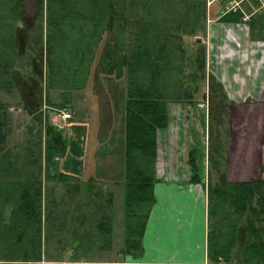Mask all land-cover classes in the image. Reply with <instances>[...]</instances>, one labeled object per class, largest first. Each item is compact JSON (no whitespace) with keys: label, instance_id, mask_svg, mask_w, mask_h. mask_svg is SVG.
<instances>
[{"label":"rangeland","instance_id":"374dc122","mask_svg":"<svg viewBox=\"0 0 264 264\" xmlns=\"http://www.w3.org/2000/svg\"><path fill=\"white\" fill-rule=\"evenodd\" d=\"M2 1H6L9 9L12 8L9 0ZM166 1L169 5L162 3L161 17L165 16L166 12H169L167 15H174L176 18L183 13L185 7L183 0H161V2ZM206 1L205 15L207 16L202 25L205 24L206 28H210L213 24L223 26L220 24V16L227 5L223 1L209 5V0ZM57 2L58 0H21L18 12L22 13L23 18H14L10 14V19H2V23L7 27L3 29L6 35L15 34L16 30L26 28L24 23L30 26L26 30H21L25 36H18L16 40L14 38V42H9L8 47L5 43L3 46L0 44V47L7 52L2 50V56L7 54V58L9 55L17 56L16 52L18 53L21 48L26 53L25 58L18 57L14 63L15 71L10 85L12 90L0 89V102L7 104L11 126V135L7 143L18 150L21 149L23 145L25 146L26 139L30 138V133L36 134L39 127L37 120L44 123L41 126L44 132L42 149L37 151L39 166L30 170L35 174L41 173L38 183L42 184L44 189V206L48 216L43 223L42 264H120L118 262L127 258L122 253L125 245V200L123 176H120V173L122 175L124 173V109L127 80L126 78L118 79L115 74H111L107 66L111 61L108 60L110 61L108 62L105 58L109 50L115 48L118 42L128 43L133 38L135 22L131 25L128 22L130 19L135 21L139 18L140 5L139 1L126 2L129 5L124 12V18L128 21L126 25L130 26L127 31H122L118 25L119 21H116L119 16V6L111 4L112 10L106 14L105 21L114 17L115 19L108 24L105 22L100 27L104 29L101 32L100 28L96 31L97 21H91L88 18L93 11L94 14L96 13L95 4H98V1L96 0L93 4L91 0H73L69 4L70 18L68 17L61 27L50 31V27L53 28L54 19L49 18V11L56 8ZM12 3L14 5L16 2L12 1ZM262 8L249 7V4L245 6L247 13L255 14L261 12ZM4 9L8 10L5 7ZM245 23H242L244 25L242 27L247 28ZM124 25L125 20L122 26ZM197 32L195 36H185L183 39L182 46L185 47V58H187L184 77L196 71L197 67L193 64L197 59V50L200 45H204V42L207 45L209 42L207 32L206 34L202 30ZM27 33L30 34L28 37ZM40 35L43 36L41 43L36 45ZM50 35L53 36L52 44L56 49L53 55L49 52ZM91 39L93 51L81 56L78 51L83 53ZM127 49H131L130 45ZM60 50L62 55L58 59ZM83 56L85 60L80 63V58ZM31 57L35 61L32 62ZM56 64L60 67L62 77L65 76L64 78L68 81L66 84L59 81L60 75H58ZM172 75L176 79L180 78L182 73L178 71ZM60 79H62L61 76ZM187 81L190 82L191 88H194L196 83H192L190 77ZM204 90H207L206 87L200 91L203 93ZM202 93L198 95L200 103L204 99ZM66 97L71 104L66 103ZM180 107L178 103L170 106V116L175 122L173 131L177 129L176 121L179 118ZM62 113H70L71 118L64 119ZM186 117L184 132L191 134V146H196L198 149L200 147V151L204 153L206 150L207 160L209 148L207 151L205 147L207 131L203 122H197V116L191 114ZM80 118L88 121L91 127L85 167L84 142L81 150L76 154L69 148L73 140L69 135L68 125L71 121ZM48 131L50 138H57V134L62 138L58 141L60 153L57 151L53 153L54 161L50 165L45 161ZM214 159L213 155L212 161ZM63 172L72 174L79 172L83 176H77L80 178L79 182L75 179H59L58 176ZM112 172L116 173V185L109 179ZM102 182L103 186H101ZM217 183L220 182L217 181L212 186ZM113 186L117 189L115 190ZM260 195L257 196L258 203L254 200L246 215L240 220L237 246L233 249L235 259L243 241L249 239L253 244L261 245L258 232L261 234L262 229L257 227L263 226L264 223L254 222L253 219L264 211V208L259 206L260 197L261 202H264V195ZM12 208V205H8L4 210L6 221L11 216ZM103 216L111 217L112 223L108 227L106 225L110 230L107 233L108 236H102L97 228V222Z\"/></svg>","mask_w":264,"mask_h":264},{"label":"trees","instance_id":"16d2710c","mask_svg":"<svg viewBox=\"0 0 264 264\" xmlns=\"http://www.w3.org/2000/svg\"><path fill=\"white\" fill-rule=\"evenodd\" d=\"M12 1L16 3L13 5ZM91 1L95 4L96 0ZM97 1L96 13L94 14L93 11L88 17L91 21H97L96 31L105 22L108 24L114 21L115 17L105 21L106 14L112 10L111 4L119 6L117 17L120 18L116 21H119L118 25L122 31H127L135 22L133 38L128 43L118 42L115 48L109 50L105 59L111 61H108L109 65L107 64L111 74H115L118 79L126 78L127 80L122 177L125 200V245L122 253L125 256L139 258L143 254V234L156 201L154 187L158 181V132L169 125L171 103H191L193 88L187 81L188 77L191 82L198 77H204L205 47L200 46L197 50L195 61L197 70L190 76L184 77L187 58H185V47L182 45L185 36H195L198 30L205 31L206 27L205 24L202 25V22L206 21L207 1L183 0L185 5L183 13L176 18L174 15H167L169 12L161 17L163 14L160 12L161 5L162 3L169 5L167 1L127 0L139 1L140 5L139 18L135 21L130 19L129 22L124 18V12L129 5L126 4L127 1ZM9 2L12 4L10 9L6 1L0 0V44L3 46L5 43L6 47L9 42H14V38L16 40L18 36L24 35L21 30L30 27L28 23H24L26 28L16 30L15 34L6 35L3 32V29H7L2 23L3 18L10 19L11 15L14 18L22 17V13L18 12L21 0H9ZM72 2L73 0H58L56 8L49 11V18L54 19L53 28L50 27V31L61 27L68 17L70 18L69 4ZM253 3L257 8H262L259 2L253 1ZM155 5L158 7L155 8ZM245 13L229 12L221 15L220 19L246 22L253 37L264 39V7L258 14L247 13L250 15L247 21L244 20ZM203 14L204 17H202ZM123 20H125L124 26H122ZM127 22L130 25H126ZM100 29L103 32L104 29ZM28 35L30 34L27 33V37ZM42 37L41 35L38 37L36 45L41 43ZM52 40L53 36L50 35L49 52L53 55L56 49ZM91 41L92 39L86 44L83 53L78 51L81 56L93 51ZM129 45L131 49H127ZM2 50L4 49L0 47V89L10 91L15 71L14 63L18 57L25 58L26 53L21 48L18 53L16 52L17 56L9 55L7 58V54L2 56ZM58 53L60 55L57 57L60 59L62 51ZM84 56L80 58V63L85 60ZM30 60L33 62L34 58L31 57ZM56 65L58 75L62 78L60 79L59 76V81L66 84L68 81L64 78L65 76L62 77L60 67ZM178 71L182 75L174 79L172 74ZM65 101L71 104L67 97ZM37 123L39 124L36 130L37 135H32L33 132H31L25 146L23 145L19 150L9 146L7 142L11 135V126L8 107L6 103L0 102V264H42L43 262V223L48 219L44 206L45 193L42 184L38 183L41 173L35 174L30 171L39 166L37 151L42 149L43 144L44 132L41 126L44 123L38 120ZM47 133L45 161L50 165L54 161L53 153L56 151L60 153L58 141L62 138L55 133L57 138L54 134L55 139H53L50 138V132ZM39 156H42L41 152ZM189 163L192 169V181H197L198 166L196 156L192 152ZM58 177L62 180L80 181L78 177L65 174ZM263 188L264 183L261 182H230L225 179L211 186L208 203V255L213 263H229L238 260L245 264H256L259 261L262 250L258 243L253 244L249 239L243 241L236 259L233 257V249L237 246L240 220L246 215L254 200L258 203L257 196L264 195ZM260 203L259 206L264 208L261 197ZM8 205H12L13 208L10 218L6 221L4 210ZM111 223V217L107 218V216H103L97 222L98 227H96L99 228L102 236H108L107 233L110 230L107 227Z\"/></svg>","mask_w":264,"mask_h":264},{"label":"crops","instance_id":"0c3cea01","mask_svg":"<svg viewBox=\"0 0 264 264\" xmlns=\"http://www.w3.org/2000/svg\"><path fill=\"white\" fill-rule=\"evenodd\" d=\"M220 21L223 26L213 24L204 31L209 35L208 45H200L206 49L204 77L195 79L191 103L177 102L181 105L177 129L172 130L171 103L169 125L158 132L156 201L142 238L143 254L126 256L120 264H245L209 259L208 203L217 181L264 183V39L253 37L248 23ZM189 114L197 116L207 131V160L206 150L191 146V134L184 132ZM68 130L73 140L70 151L76 154L84 142L85 167L90 124L80 118L71 121ZM191 152L196 156L197 181H192ZM115 175L112 172L109 179L116 185ZM253 219L264 223V211ZM257 228L262 229L258 232L262 251L256 264H264V225Z\"/></svg>","mask_w":264,"mask_h":264},{"label":"built area","instance_id":"2783aa9c","mask_svg":"<svg viewBox=\"0 0 264 264\" xmlns=\"http://www.w3.org/2000/svg\"><path fill=\"white\" fill-rule=\"evenodd\" d=\"M225 2L227 5L226 10H224L221 15H224L229 12H237V11H242L243 13L247 12L245 10V6L249 4V7H253L254 3L253 1H257L261 4V7H264V0H209V5L215 2ZM229 5V6H228ZM250 15L245 13L244 20L247 21L249 20ZM64 119H70L71 114L70 113H62L61 114Z\"/></svg>","mask_w":264,"mask_h":264}]
</instances>
